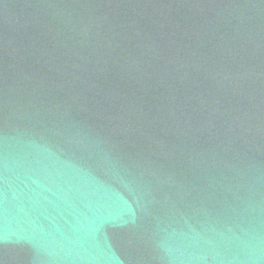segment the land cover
Returning <instances> with one entry per match:
<instances>
[{
    "label": "water",
    "instance_id": "95a60500",
    "mask_svg": "<svg viewBox=\"0 0 264 264\" xmlns=\"http://www.w3.org/2000/svg\"><path fill=\"white\" fill-rule=\"evenodd\" d=\"M0 264H264V0H0Z\"/></svg>",
    "mask_w": 264,
    "mask_h": 264
}]
</instances>
